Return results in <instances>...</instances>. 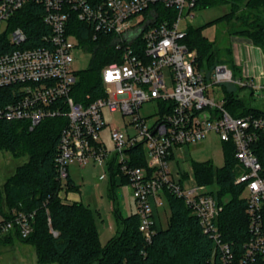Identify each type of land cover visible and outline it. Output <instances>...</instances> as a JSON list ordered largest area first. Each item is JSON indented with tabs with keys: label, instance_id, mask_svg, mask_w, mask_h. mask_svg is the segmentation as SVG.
<instances>
[{
	"label": "built area",
	"instance_id": "built-area-1",
	"mask_svg": "<svg viewBox=\"0 0 264 264\" xmlns=\"http://www.w3.org/2000/svg\"><path fill=\"white\" fill-rule=\"evenodd\" d=\"M157 2L173 9L175 16H158L152 7ZM27 3L43 9L42 22L48 33L41 37L40 46L27 44L22 29H9V20ZM195 4V0H102L95 4L92 0H0V36L5 35L11 47L0 53V89L10 90L0 119L25 121L33 129L45 119L66 117L55 158L59 196L65 198L71 165L81 169L90 164L101 166L109 158L107 170L115 167L127 180L140 217L139 232L148 242L156 226L153 207L160 205L156 198L169 193L186 204L202 231L215 242L222 264H257L258 260L264 264V180L251 150L259 133H264V117H232L222 100L215 103L205 94L213 85L236 83L264 90V83L235 82L226 65L215 66L206 81L195 67V51L182 43L186 27L181 22L192 17ZM70 18L89 27L92 41L108 39L121 52L119 62L101 71L103 96L88 103H77L71 97L76 82L73 54L90 51L78 47ZM152 101L162 106L148 126L139 111ZM104 111L128 120L121 126L110 124ZM104 128L109 129L112 151L106 150L100 138ZM211 133L234 147L233 179L244 190L249 232L240 254L223 242L216 225L221 206L207 186L176 171L170 162L175 151ZM138 147L145 159L140 167L134 166L129 153ZM9 215L0 218V235L17 233L27 238L33 213L11 210Z\"/></svg>",
	"mask_w": 264,
	"mask_h": 264
},
{
	"label": "trees",
	"instance_id": "trees-1",
	"mask_svg": "<svg viewBox=\"0 0 264 264\" xmlns=\"http://www.w3.org/2000/svg\"><path fill=\"white\" fill-rule=\"evenodd\" d=\"M100 1L92 0L93 4ZM195 1L194 10L229 7L228 13L214 22L226 20L229 35L246 37L264 56V0ZM152 7L160 17L175 16L173 9L165 8L161 3L157 2ZM42 15L40 5L27 3L9 20V29H22L27 36V44L40 46L41 37L48 33ZM69 24L72 25L71 34L78 47H87L92 53L89 68L76 78L71 91L75 102L88 103L103 96L101 71L110 63L119 62L121 52L115 50L108 39L92 41L89 27L75 18H70ZM185 31L182 43L189 50L195 51V67L206 81L210 79L215 66L225 65L222 55L229 58L227 61H230L233 78V74L241 73L240 68L233 63L229 46L222 49L216 41L209 42L202 35L201 27L187 25ZM10 49L5 35L0 36V53ZM235 88L237 91L224 89L222 102L226 112L236 118L264 117V110L249 106L238 97L239 92L249 87ZM9 95L10 90L0 89V108L7 102ZM67 123L64 116L48 118L30 129L25 121L0 119V151L9 152L15 158H27L0 187V218L8 219L11 210L33 213L32 231L27 238L23 239L17 233L0 235L1 244L17 240L30 245L38 264H222L215 242L202 231L197 218L186 204L169 193L164 194L170 212L167 227L157 229L155 226L154 235L148 242L139 232L138 213L126 217L120 213L114 195L115 178L118 177L121 184H126L127 180L115 167L109 168V192L117 234L102 247L93 211L81 202H65L58 195L61 188L55 158L61 132ZM222 144L225 151L223 167H214L209 161L195 162L194 177L199 185L216 186V194L210 191L221 206L216 225L223 242L236 254H240L249 239L246 201L243 187L234 184L233 144ZM251 150L261 165L260 177L264 180V133H259ZM129 153L133 157L134 166L145 165L141 148H135ZM65 191H78L69 177ZM225 197L229 198L228 201H224ZM257 264L263 262L258 260Z\"/></svg>",
	"mask_w": 264,
	"mask_h": 264
},
{
	"label": "rangeland",
	"instance_id": "rangeland-1",
	"mask_svg": "<svg viewBox=\"0 0 264 264\" xmlns=\"http://www.w3.org/2000/svg\"><path fill=\"white\" fill-rule=\"evenodd\" d=\"M228 11L229 7L225 6L194 10L191 12L192 17L183 19L181 27L185 28L187 25L201 27L202 35L209 42L216 41L217 45L222 49L229 46L232 60L235 64L232 53L235 47L231 42L239 37L244 39L247 38L241 35H229V25H227L226 20L218 23L214 22L223 14L228 13ZM236 27H238L237 24ZM73 56L74 63L72 64L71 69L76 78H78L82 72L89 68L92 54L90 52L74 53ZM221 57L224 61L223 63L229 70H231L230 61H227L229 58L227 59L225 55H222ZM235 66L238 67L236 64ZM165 73L168 74V71L165 70ZM233 76L235 82L241 80L240 74H233ZM261 76H264V72H262ZM168 86L169 91H171L172 88L169 82ZM235 87H238L236 83L213 85L212 87H208L205 94L215 103H220L223 97L224 89L227 91H237ZM250 92L251 90L249 88L244 89L239 92L238 97L246 102L247 105L264 110V90L256 89L252 91V97ZM159 105L162 106L159 101H152L142 105L139 113L142 117L147 118L148 126H150L158 118ZM103 114L108 123H115L118 126H121L122 122L125 123V121L128 120L127 117H124L123 120L119 113L108 114L104 111ZM100 138L104 142L106 150L112 151L113 144L109 139L108 128L101 130ZM108 159H104L101 166L98 164H94V166H92V164H90L81 169L76 165H72L68 168L70 177L75 186L78 188L77 192L75 191L70 193L77 197L78 202L83 203L93 211L95 217V227L102 247H104L107 241L115 237L117 234L115 217L112 211V198L109 192V177L106 172ZM175 159L178 160L179 163L187 160L184 161V166H187L188 168L191 166V163L204 161H209L214 167L221 168L225 162L224 146L215 136L210 135L202 142L193 143L183 147L182 152L178 153L177 156H175ZM25 161H27L26 157L15 158L9 152L0 151V187L14 174L16 168ZM100 176H105V178L99 179ZM118 187H116L117 189L115 188V194L117 192V195H115L117 198H115L122 216L126 217L136 213L137 208L131 192L125 186ZM207 189L209 192L212 191L213 194H216V186H208ZM119 193H121L122 199H120L118 195ZM61 195H63V193H61ZM60 198L63 201H68L64 197L60 196ZM156 199L160 202V205H157L160 224L162 228L165 229L170 216L167 199L164 196L157 197ZM228 199V197H225L224 201H228ZM0 264H38V260L33 248L30 245L14 240L11 243H0Z\"/></svg>",
	"mask_w": 264,
	"mask_h": 264
},
{
	"label": "crops",
	"instance_id": "crops-1",
	"mask_svg": "<svg viewBox=\"0 0 264 264\" xmlns=\"http://www.w3.org/2000/svg\"><path fill=\"white\" fill-rule=\"evenodd\" d=\"M231 43L234 44V47H235V49L232 52L233 53V59L235 61V64L241 70V73H240L241 80H243L244 82L255 83L257 85L263 84L264 83V76H261V74H262V72H264V56H263L261 50L258 47L253 46L248 39H244L241 37L234 39ZM256 89H258V88L257 87L253 88L251 91H254ZM252 95H251V97H252ZM146 120H147V118H146ZM210 135H213L218 139L216 134L211 133ZM182 149L175 151L174 155L171 157V160H170L171 166L176 171H181L188 177H190L192 175L193 179L195 180L193 163H191V166L188 168L187 166H184V164H185L184 161H187V160H184L183 162H181L182 163V165H181V163H179L178 160L175 159V156H177L178 153L182 152ZM92 166H94V165L92 164ZM106 172H107V176L109 177V171L107 170ZM69 178L71 179L70 174H69ZM104 178H105V176L99 177V179H104ZM118 186H125L130 191L127 183L121 184L120 180H118V178H115L114 195H117V192L115 194V190L117 189L116 187H118ZM118 195H119L120 199H122L121 193H119ZM65 199L68 201L78 202L77 197L75 195H72L70 192H68V193L66 192ZM68 201H65V202H68ZM68 203H70V202H68ZM152 206H154L153 201H152ZM153 214H154V219H155L157 229H161L162 226L160 224L157 206L153 207Z\"/></svg>",
	"mask_w": 264,
	"mask_h": 264
}]
</instances>
